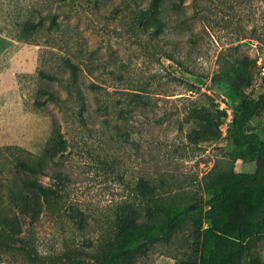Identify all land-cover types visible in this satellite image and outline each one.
I'll return each instance as SVG.
<instances>
[{
  "label": "rangeland",
  "instance_id": "obj_1",
  "mask_svg": "<svg viewBox=\"0 0 264 264\" xmlns=\"http://www.w3.org/2000/svg\"><path fill=\"white\" fill-rule=\"evenodd\" d=\"M149 4L0 0V145L39 156L54 137L40 181L87 223L43 217L1 245L0 264H94L99 231L111 243L133 208L151 207L137 223L155 225L184 204L194 212L182 226L117 264H197L205 201L254 171V149L227 131L235 101L264 91V0H159L146 16ZM247 129L264 142V107ZM259 199L234 195L227 229ZM253 258L264 264V234L234 264Z\"/></svg>",
  "mask_w": 264,
  "mask_h": 264
},
{
  "label": "trees",
  "instance_id": "obj_2",
  "mask_svg": "<svg viewBox=\"0 0 264 264\" xmlns=\"http://www.w3.org/2000/svg\"><path fill=\"white\" fill-rule=\"evenodd\" d=\"M158 1L150 0V4L143 8L146 16L156 12ZM31 27L28 25L23 28L20 39H28L26 34ZM263 107L264 91L257 98L243 96L234 103L227 136L235 147L250 146L254 149L255 169L220 184L205 201L212 225L201 240L197 264H234L235 259L247 252L251 240L264 234V142L257 132L247 129L248 123ZM114 125L118 128V124ZM53 143L54 137L39 156L27 153L19 146L0 145V259L6 254L1 250L2 244L9 247L15 241H20L25 237L26 231L41 223L43 217L51 220L66 217L79 230L84 229L87 224L82 218L68 215L66 195L40 181L39 177L47 174V163L56 158V153L52 150ZM59 145L60 148L63 146ZM234 195L260 199L236 222L234 228L228 230L221 210ZM163 209L167 214L166 219L151 225L137 223L138 218L151 215V207L133 208L130 213L135 214L134 219L130 218L123 227H115L111 243L108 242L105 231H99L100 235L94 248V264H117L127 259L131 253L169 237L194 212L190 204L171 205ZM120 217L124 216L118 215L116 218ZM74 258L73 255L67 257L72 263L76 260ZM251 264H261V260L253 258Z\"/></svg>",
  "mask_w": 264,
  "mask_h": 264
}]
</instances>
